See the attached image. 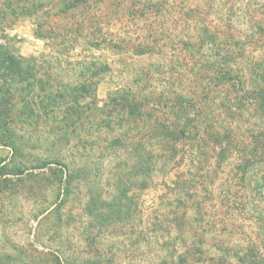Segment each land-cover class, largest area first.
I'll list each match as a JSON object with an SVG mask.
<instances>
[{
	"label": "rangeland",
	"instance_id": "374dc122",
	"mask_svg": "<svg viewBox=\"0 0 264 264\" xmlns=\"http://www.w3.org/2000/svg\"><path fill=\"white\" fill-rule=\"evenodd\" d=\"M28 2L0 17L31 67L0 68V264H264V0Z\"/></svg>",
	"mask_w": 264,
	"mask_h": 264
},
{
	"label": "trees",
	"instance_id": "16d2710c",
	"mask_svg": "<svg viewBox=\"0 0 264 264\" xmlns=\"http://www.w3.org/2000/svg\"><path fill=\"white\" fill-rule=\"evenodd\" d=\"M21 1H23L25 3V5L19 4ZM89 1L90 0H54L52 6L49 8V11H46L45 9H42L40 11L43 14H48V12L50 13V11L51 12L55 11L54 13L52 12L54 16L66 15V14H68V12L74 13L79 8L86 10V8H88V6H89V3H88ZM26 3H29L28 0H5V1H3L1 3V6H0V17L3 18L8 14L14 13L15 8H18L19 10L22 11V10H27V9L31 10L37 6L39 7V4L36 2L30 3V5H26ZM40 7H42V6H40ZM257 30L260 32L261 31L264 32V27L259 26ZM50 34L52 35L54 33H50ZM0 48H1V46H0ZM5 56H6V59H8V60L2 61V59L0 58V68L2 66H4L3 69L4 70L6 69L8 71L10 69H14L16 71L17 76L23 75L24 78H26L27 77L26 72L28 70H30L31 67L26 66V67L22 68L20 66L21 61L20 60L16 61L15 58H13L14 56H12L11 50L9 48L5 49ZM231 56H232L231 53H228L226 51V57L231 58ZM250 68H251V70L253 68V74L256 75V73H258L257 75L259 76V79H260L259 84L264 86V60L263 61L257 60L255 63H253L250 66ZM221 71H222V73H221L222 80L225 79L226 81H230L233 84V86L239 84L238 86L241 85V87H240L241 90H243V91L246 90V89H244V84L246 81L244 79H242V77L239 74H237V75L232 74L231 70H229L227 67H225L224 70H221ZM0 78L2 79L3 75H1ZM8 93H9V91L7 89H5V84H4V82H2L0 84V105L6 104L7 108H9V110L6 109L4 111L6 117L12 113V109H13V104H8L9 100H10V97H8V95H7ZM257 93H260V91L257 90ZM57 94L58 93L53 94V92H50V93L48 92L46 97L51 99V101H56V100L62 99V94H60V95L59 94L57 95ZM260 97L264 98L263 95H260ZM167 135H168V133H167ZM168 136L170 137V135H168ZM171 138H172V136H171ZM147 157L149 158V156H144V158H145L144 162L148 159Z\"/></svg>",
	"mask_w": 264,
	"mask_h": 264
}]
</instances>
